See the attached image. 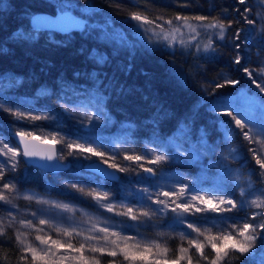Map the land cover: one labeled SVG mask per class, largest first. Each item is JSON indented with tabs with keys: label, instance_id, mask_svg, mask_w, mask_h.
Listing matches in <instances>:
<instances>
[{
	"label": "trees",
	"instance_id": "16d2710c",
	"mask_svg": "<svg viewBox=\"0 0 264 264\" xmlns=\"http://www.w3.org/2000/svg\"><path fill=\"white\" fill-rule=\"evenodd\" d=\"M68 2L74 5L71 11L80 13L88 21L91 27L87 33L37 31L30 24V18L36 13L59 12V6L65 0H0V5L4 6L0 7V88L9 91V95L0 92V104L26 107L32 112H48L60 126H65L70 123L67 121L65 106L92 107L91 103H95L93 96L98 94L104 98V110L108 114L104 122L113 124L107 138L124 140L125 134L116 131L117 127H123L128 133L129 142L141 150L144 144L157 148V138L167 141L174 136L178 137L177 129L183 124L191 125L194 139L203 129L209 144L222 143L217 137L222 136L219 121L225 118L208 109L210 100L207 101V96L204 99L200 97L201 83L196 72L200 66L210 78L228 74L232 79L241 81L236 87L214 88L213 92L218 96L232 97L239 92L252 96L258 92L255 85L239 70L240 65H229L223 58L214 57L215 54L211 52L197 54L179 45L169 49L164 44H150L133 31L135 21L125 20L122 13L109 10L106 4H91L90 0H80L76 4ZM217 3L219 6L228 5L229 10L237 12L232 28L240 32L239 53L245 58L242 63L251 68L255 58L264 54V36L256 37L253 26L240 17L237 9L243 10L245 5L239 4L238 0H217ZM183 31L187 38V30ZM231 31L229 29V34ZM121 33L135 46H121ZM200 41L202 47L206 43L205 36L202 35ZM101 56L105 57L104 61L99 60ZM20 127L23 125L13 115L0 111V138L14 144L11 133L20 130ZM67 130L68 134L74 135V131L80 132L82 129L70 126ZM233 136L235 143H241L237 150L239 161L232 164L233 168L241 170L244 177H250V184L252 182L258 190L261 189L264 176L259 175V168L247 148L242 147L244 143L241 139ZM89 138L96 136L91 135ZM176 142L179 143V140ZM165 152L170 156L172 150ZM217 156L209 154L207 160L166 165L164 169L168 173L179 170L189 175V178L197 179V174L206 172V167L211 166ZM70 163L71 167L66 172L47 174L22 160L18 170L7 172L6 176L15 178L13 180L20 190H37L81 205L89 206L90 203L70 187L80 181L89 184L99 182L110 197L119 196L118 181L103 180L86 172L84 165L79 170ZM78 173L90 179H84ZM201 176L204 174L201 173ZM16 203L18 206L29 205L22 200ZM245 211L247 209L237 213L242 215ZM34 235H29L28 239L38 243L34 241ZM0 241L4 242L0 245V264H18L21 253L14 242V232L9 230L7 236L0 237ZM169 244L175 251L181 242L170 240ZM100 259L104 264V261L111 258L103 256ZM232 264H258V258L245 257L233 260Z\"/></svg>",
	"mask_w": 264,
	"mask_h": 264
},
{
	"label": "snow or ice",
	"instance_id": "6c2138e0",
	"mask_svg": "<svg viewBox=\"0 0 264 264\" xmlns=\"http://www.w3.org/2000/svg\"><path fill=\"white\" fill-rule=\"evenodd\" d=\"M250 0H238V3L245 5L243 10L237 9L240 17L248 25L255 26L256 19L249 18L252 9L247 7ZM178 6L182 8L194 7L191 0H178ZM74 5L65 0L59 6V15L56 19L42 16L34 18L35 29L41 28L57 29L61 32H68L70 29H78L81 33H87L91 27L85 19H78L71 14ZM130 19L135 21L133 31L141 38L146 39L150 44H164L169 49H175L177 45L194 50L195 53H215L216 43L224 42L227 46L229 36L232 42L234 55L232 63L240 65L247 78L254 84L258 92L248 97L250 108H264V67L250 68L242 61L244 57L239 53L241 40L240 32L232 28L231 19L228 23L224 19L208 15H186L177 13L171 18L164 16L149 18L141 12H133ZM70 21L66 26L65 21ZM187 30V38L183 30ZM229 29H232L229 34ZM264 32V27L261 28ZM147 34V35H145ZM205 36L206 43L201 47L200 37ZM120 45L132 48L135 45L124 35L120 34ZM214 57H204L212 59ZM105 57H99L104 61ZM211 87L223 89L227 86L236 87L240 85L239 79H227L220 82L209 81ZM259 97V100L256 99ZM95 103L87 114L86 122L100 125L102 120L108 117L104 110V98L98 94L93 96ZM217 107L212 109L221 117L227 119L219 121L224 128L225 138L232 135L247 141L249 147L247 152L251 154V159L259 168V175L264 176V121L257 123L250 112H242L235 108L230 102L217 99ZM219 105H225L221 108ZM67 110V109H66ZM0 111H5L13 115L17 120H28L31 122L47 120L48 116L30 115L21 111H13L0 104ZM93 125V126H94ZM253 129H256L253 131ZM239 130V131H237ZM179 136L172 137L167 141H160L157 138V148L152 155H124L123 160L135 164L149 176L155 177L158 174L160 165L165 164L171 158L173 161L181 160L186 164L200 161L206 154L215 156L219 146L208 143L207 133L201 129L199 135L193 138V131L190 124H183L178 129ZM155 135V134H154ZM16 143L0 139V212L7 213V222L0 219V237L8 235L9 230H14V242L18 245L20 256L18 264H102L100 257L107 256L111 259L104 261V264H232L233 260H240L250 257L254 250L264 249V190L248 193L245 199V192L241 190V199L229 198L228 192H220L200 195L203 189L189 188L183 180L179 182V187H169V190H157L154 194L147 193V200L157 207L147 210L136 209L132 206H123L122 211L117 210V205L110 202L107 191H97L91 189L86 191L84 187L71 184L70 187L83 195L93 198L108 213L125 217L133 221L127 224L121 221L119 224H110L108 220L92 222L89 217L90 227L82 228L78 225L69 224L63 226L58 223L56 217L47 215L43 209L32 211L23 219H17L18 210L14 200L19 197L20 190L11 179H5L7 172H16L22 160L31 163L35 160L42 161H64L66 155L72 156L74 160H88L97 158L98 165H107L108 168L116 172H128L129 168L118 165L114 161V156L106 151L99 150L98 147L91 146L96 142L84 140L80 142H68L58 139L55 135L37 134L35 130H25L20 128L13 132ZM179 140V143L176 141ZM57 145H61L60 148ZM242 147H245L242 145ZM174 149V150H172ZM166 150H172L171 157L165 154ZM236 148H228V155L221 157L223 175H227L231 169L227 165L229 159H237ZM155 165L157 167H146L145 165ZM68 167L69 165H64ZM255 171V169H253ZM236 179H239L237 177ZM158 183V182H157ZM102 187V185L98 186ZM251 188V184L249 185ZM23 199L29 202L35 200L36 204L46 205L50 208L60 209L64 212H73L74 209L67 204L56 203L48 199L36 198L34 195H24ZM103 202V203H102ZM7 206V207H5ZM245 209H255V211H245V217L237 220L227 216V213L238 212ZM168 212L173 214V218L168 227L181 225L186 230L179 233L182 242L173 251L168 247V241L164 239L167 235L159 232L158 240H145L135 231L140 225L151 221L154 215ZM213 213L207 216L205 213ZM200 214V215H197ZM196 217L188 220L187 218ZM143 218V219H141ZM232 223L229 225V221ZM211 223L213 227L225 224L224 230L213 233L211 228L204 225ZM119 228L120 230H113ZM128 229L133 234H123V230ZM34 235V243L28 239L29 235ZM55 234V238H54ZM75 241V243L73 242ZM4 242L0 241V245ZM185 243L187 246H185ZM194 250V251H193ZM207 250V251H206ZM98 254V255H97Z\"/></svg>",
	"mask_w": 264,
	"mask_h": 264
},
{
	"label": "rangeland",
	"instance_id": "374dc122",
	"mask_svg": "<svg viewBox=\"0 0 264 264\" xmlns=\"http://www.w3.org/2000/svg\"><path fill=\"white\" fill-rule=\"evenodd\" d=\"M4 1L5 0H3V2ZM68 1H71L72 3L76 4L80 0H68ZM90 2L91 4H96V3L106 4L109 7L108 8L109 10L112 11L115 10L122 13L123 16H125V20L131 22L132 20L130 19V15L133 12H141L142 14L148 15L149 18H154L156 16H164L165 19L171 18L177 13L186 14V15L211 14L213 17L224 19L225 23H228V18L231 19V22H234L236 21V17H237V12H232L231 10H229L228 5L219 6L217 0H191V3L194 5V7H190V8L179 7L178 0H168V1L167 0H90ZM0 7L4 8L3 5H0ZM247 7L252 9V12L249 13V18L257 20V24L253 26V31L255 33V36L261 38L264 36V32L261 31V28L264 27V0L263 1L250 0ZM226 40H229L227 46H224V42L217 41L216 52L214 53L215 54L214 57L223 58L224 61L229 64L232 63L234 50L232 47V42L229 39V36H226ZM253 62L254 63L251 68H257L258 65L264 67V54L261 53L260 55H258V57H256L255 61ZM201 67L202 66L198 67V71H196L198 72V80L201 83L200 97L201 99H204L207 96V101L208 99L210 100L209 101L210 104L208 103L209 104L208 109H210L211 112H213L212 109L214 107H217L216 101L217 99H219L221 101L230 102L235 108L239 109L242 112H250L251 117L257 123L264 121V108L261 109L250 108V105L248 103V97L250 96L246 92H239L238 94L232 97L218 96L213 92L214 87L210 86V84L208 83L209 81L220 82L222 80L232 79L231 75L219 74L217 76L214 75V77L210 78L208 74L203 72L204 69H202ZM0 92L9 95V91L7 90V88H0ZM214 94H215V98H214ZM256 99L258 100V97H256ZM4 107L12 109L13 111L18 110L30 115H41V116L49 117V119L47 120H41L36 122H31L28 120H17L15 118L18 122H21V125H23L22 128H24L25 130H35L37 134L55 135L57 136L58 139H62L68 142L83 143L84 140L96 142L91 146L98 147L99 150L106 151L109 155L114 156L115 158L114 161H110V163L115 162L118 165H124L128 167L129 168L128 172H123V173L120 172L121 178L118 180L119 196H117V198L110 197V202L115 203L117 205L118 211H122L123 206H132L140 210H147L148 207L154 209L157 206L151 204V201L147 200L146 198L147 193L154 194L157 190H169V187H179V182H181V180L187 183L189 188L203 189L204 191H201L200 195H205L206 193L213 194L220 192H228L229 198L235 196V198L241 199L240 197L241 190L245 192V197H244L245 199L248 198V193L250 192H256L258 195V188L255 187L256 185L254 183L251 182V188H249L250 177L247 178L244 177L242 174L243 172L241 170L233 168L232 166V164L239 161V156H237V159H229L227 161V165L231 169V171L227 175L222 174L224 171L221 162L222 155L227 156L228 148L230 147L236 148V150H238L239 145L241 144L240 143L238 145V143H235L234 136L233 137L231 136L228 139L225 138L224 128L227 127V125H222L221 123L219 124L220 125L219 129L221 131L222 136L220 138L217 137V139H221L222 143L219 141L215 144H211L213 146H219L218 150L215 153L218 156L215 159V161H212L211 166L206 167L207 168L206 172H199L197 174L196 177L199 178L197 179L189 178V175L179 170H171L169 173L165 172L164 168L167 167L166 165H176V164L180 165L183 163V158L181 160H176V161H173L170 158L167 163L158 166L159 170L157 176L152 177L149 176L147 173H144L141 169L137 168L135 164L123 160V156L129 154L150 156L153 154L154 149H156V151H159V149L144 144L143 148L141 150H138L132 142H129V136L127 137L128 133L126 130H124L123 127H117L116 131L125 134L124 136L125 141L124 140L120 141L117 139L111 140L110 138H107V133H109V131L112 129L113 124L111 122H104V120L101 121L100 125H94L96 123L95 120L92 122V124L87 123L86 117L91 108L89 106H79V105L65 106V109H67L66 110L67 121L70 122L65 126H60L59 125L60 123L57 122V120L53 116H51V114H49L48 112H43V111L32 112L28 110L26 107H13V106L10 107V104H5ZM219 107L223 108L225 107V105H219ZM216 114L219 115L218 113ZM224 118L227 119L226 117ZM70 126H78L82 130L80 132L76 130L74 131L75 134L71 135L67 133L68 132L67 129H69ZM83 130H88V132L87 131L85 132ZM255 130L256 129H253V131ZM91 135L96 136V138L90 139L89 136ZM0 139L6 141L4 138H0ZM240 139L241 142L244 143L245 148L249 147L248 145L245 144L248 143L247 141H243L242 138ZM60 147L61 145H58V148ZM165 154L167 153L165 152ZM248 154L251 155L250 153ZM208 155L209 154H206L201 160L209 159ZM93 159H96L98 161V159L94 157L89 158L88 160H83V159L74 160L72 156L66 155L64 161H68V160L69 162L71 161L72 165H74V167L80 170L82 165H85L88 162H92L91 160ZM145 166L157 167L155 165H147V164ZM201 173L204 174V176H201ZM77 175L84 177V179H90L88 178L87 175L85 176L84 174L81 173H78ZM231 175L233 177L229 179V181L225 184L224 182H226ZM237 177H239V179H236ZM5 179H11V178L5 176ZM11 182L15 183L13 179H11ZM76 184L81 187H84L86 191L91 189H96L97 191H101V192L107 191L104 188V186L99 182L89 184L85 181H80L77 182ZM100 185H102V187H98ZM143 189H147V193L142 191ZM259 190H264V182L262 183V187ZM24 195H34L36 198H43V199H48L50 201H54L56 203L67 204L69 207L74 209V211L64 212L60 209L50 208L46 205L42 206L36 204L35 200L29 202L23 199ZM79 195L85 198L90 203V205L89 206L81 205L77 202H74L73 200L71 201V200L62 199L60 197H54L46 193L38 192L37 190L21 189L19 193V197L14 200L16 209L18 210V212H16L17 219H23L26 216H28L32 211H38L43 209L47 215L56 217L57 218L56 222L62 223L63 226H68L69 224H73V225H78L82 228L90 227L89 217L92 218V222L96 220L99 221L108 220L110 224H119L121 221H124L127 224L135 223L133 221L127 220L125 217L116 216L113 213H108L104 208L100 207V205L97 204V202L93 200L92 197L83 195L81 193H79ZM19 200L27 202L29 203V205L18 206L16 202ZM247 211L249 210L247 209ZM205 215L213 216L214 214L209 212V213H205ZM225 215L234 217L237 220H242L245 217V214L240 215L237 212L227 213ZM172 218H173V214L171 212H168L167 215L164 214L154 215L152 218L153 220L143 223L138 228H136L135 231L140 234V237L149 241L160 239L158 237V233L164 232L167 234L164 237V239L168 241V247L171 249L169 244L170 240L180 241L179 233L184 231H190V230H186L183 226L179 224L174 225L172 227H168V225L171 223ZM0 219L7 222V213L0 212ZM187 219L191 221L193 219H196V217L189 216ZM231 223L232 221L230 220L229 225ZM204 227L211 228L212 232L216 233L218 230L226 229L227 226L221 223L216 227H213L211 223H208L205 224ZM144 229L148 231L146 232L144 231ZM10 230L14 232L13 229ZM113 230H120V229L113 228ZM123 234L127 235L133 233L128 229H124ZM54 238H55V234H54ZM250 257L252 259L258 258V264H264V249L254 250L253 254Z\"/></svg>",
	"mask_w": 264,
	"mask_h": 264
},
{
	"label": "water",
	"instance_id": "95a60500",
	"mask_svg": "<svg viewBox=\"0 0 264 264\" xmlns=\"http://www.w3.org/2000/svg\"><path fill=\"white\" fill-rule=\"evenodd\" d=\"M71 14L75 16L78 19H85L83 16L79 15L78 13L71 11ZM59 15V12L54 13H36L30 18V24L35 28L34 25V18L37 16H42L50 19H56V17ZM86 20V19H85ZM70 21L66 20L65 24L66 26L70 25ZM41 30L45 31H54L61 34H67L69 32L73 31H79L78 29H70L68 32H61L57 29H49V28H41ZM12 139L16 143V138H14L13 133H11ZM58 147V145H57ZM27 163V162H26ZM98 161H92L88 162L84 165V170L88 173H91L93 175H96L103 180L107 181H113L117 182L121 178L120 172H116L113 169H110L107 167V165H98ZM31 166L36 167L37 169L41 170L42 172H45L47 174H59L66 172L71 167V163L68 161H42V160H35L31 163H28ZM64 165H69L68 167H65Z\"/></svg>",
	"mask_w": 264,
	"mask_h": 264
}]
</instances>
